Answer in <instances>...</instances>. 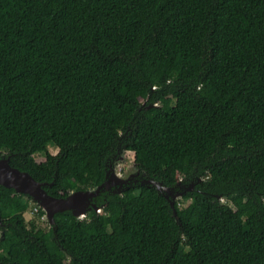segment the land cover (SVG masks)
<instances>
[{
	"label": "trees",
	"instance_id": "trees-1",
	"mask_svg": "<svg viewBox=\"0 0 264 264\" xmlns=\"http://www.w3.org/2000/svg\"><path fill=\"white\" fill-rule=\"evenodd\" d=\"M123 150L187 202L136 184L55 236L0 185V264H264V0H0V158L66 197Z\"/></svg>",
	"mask_w": 264,
	"mask_h": 264
},
{
	"label": "water",
	"instance_id": "water-1",
	"mask_svg": "<svg viewBox=\"0 0 264 264\" xmlns=\"http://www.w3.org/2000/svg\"><path fill=\"white\" fill-rule=\"evenodd\" d=\"M123 150L121 153H123ZM120 153V155H121ZM119 155V156H120ZM116 157V159L119 158ZM12 154L2 155L0 158V185L8 188H14L18 193L30 197L32 201L37 202L45 210V218L53 227L55 236H57V224L55 215L58 212L71 211L77 218H84L87 212L94 209L97 213L102 212L108 196L112 193H122V191L136 184H147L153 186L164 193L174 206L175 200L179 195H184L187 191L194 190L195 183L188 185L178 179L175 187H169L162 181H157L151 177H146L140 169L121 177L113 166L115 160L111 162L106 173L105 181L95 188L81 189L71 191L66 197H57L51 195L45 186L47 182H41L33 177L29 172L21 170L10 163ZM199 180H202L199 178ZM54 181L50 184H53ZM100 198L104 201L98 202ZM219 198H222L219 196ZM174 213L177 214L176 210ZM0 225L6 227L0 214Z\"/></svg>",
	"mask_w": 264,
	"mask_h": 264
},
{
	"label": "rangeland",
	"instance_id": "rangeland-1",
	"mask_svg": "<svg viewBox=\"0 0 264 264\" xmlns=\"http://www.w3.org/2000/svg\"><path fill=\"white\" fill-rule=\"evenodd\" d=\"M139 100L143 101L144 99L142 97H139ZM48 147L53 154H56L58 152V148L55 145L49 144ZM134 156L135 155H134L133 151L125 150L123 153H121L119 158L115 160L113 166L115 167L117 173L121 177L129 176L130 173H132L136 170L135 162H134ZM36 159L38 161H43L44 156L42 154H36ZM176 200H180L182 204H185L187 202V200L182 195H179L176 198ZM34 202L35 201H32L29 209L24 214L25 221L27 223L28 222L29 223L30 222L37 223L38 230H39L38 232H40V233L47 232L49 230L50 224H49L48 220L39 219L38 216L34 212H32L33 211L32 209L35 206Z\"/></svg>",
	"mask_w": 264,
	"mask_h": 264
},
{
	"label": "built area",
	"instance_id": "built-area-1",
	"mask_svg": "<svg viewBox=\"0 0 264 264\" xmlns=\"http://www.w3.org/2000/svg\"><path fill=\"white\" fill-rule=\"evenodd\" d=\"M34 205L35 206L32 209L33 210L32 212H34L35 214H37L39 212V209H40L41 206L39 204H36V203ZM41 219L46 220L45 215L41 216Z\"/></svg>",
	"mask_w": 264,
	"mask_h": 264
}]
</instances>
